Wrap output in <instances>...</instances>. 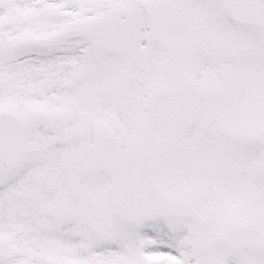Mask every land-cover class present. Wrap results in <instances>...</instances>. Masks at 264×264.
Instances as JSON below:
<instances>
[{"label":"snow or ice","instance_id":"1","mask_svg":"<svg viewBox=\"0 0 264 264\" xmlns=\"http://www.w3.org/2000/svg\"><path fill=\"white\" fill-rule=\"evenodd\" d=\"M0 264H264V0H0Z\"/></svg>","mask_w":264,"mask_h":264}]
</instances>
